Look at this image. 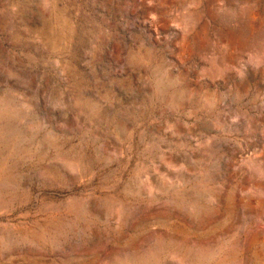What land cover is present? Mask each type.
<instances>
[{
	"label": "rangeland",
	"instance_id": "obj_1",
	"mask_svg": "<svg viewBox=\"0 0 264 264\" xmlns=\"http://www.w3.org/2000/svg\"><path fill=\"white\" fill-rule=\"evenodd\" d=\"M0 264H264V0H0Z\"/></svg>",
	"mask_w": 264,
	"mask_h": 264
}]
</instances>
